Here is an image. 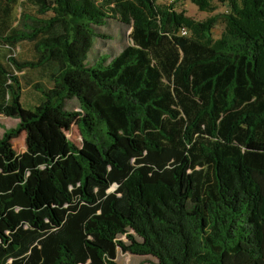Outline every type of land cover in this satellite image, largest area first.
<instances>
[{
	"label": "trees",
	"instance_id": "obj_1",
	"mask_svg": "<svg viewBox=\"0 0 264 264\" xmlns=\"http://www.w3.org/2000/svg\"><path fill=\"white\" fill-rule=\"evenodd\" d=\"M29 1L0 34L32 56L0 61L17 120L0 136V264H264V0ZM186 1L227 10L196 21ZM111 23L128 43L88 64ZM44 67L24 109L18 74Z\"/></svg>",
	"mask_w": 264,
	"mask_h": 264
},
{
	"label": "rangeland",
	"instance_id": "obj_2",
	"mask_svg": "<svg viewBox=\"0 0 264 264\" xmlns=\"http://www.w3.org/2000/svg\"><path fill=\"white\" fill-rule=\"evenodd\" d=\"M159 3L168 4L167 0H160ZM215 7L216 10L212 13L200 12L196 6H194L189 1H186L174 5V10L177 12H183L186 16L196 21H203L210 16L225 13L227 10L226 7L222 5L215 4ZM22 11L33 14L34 11L31 8V3L29 0H19L14 3V5L11 6L6 13L0 14V34H4L9 29L16 26ZM222 30V21L218 20L217 24L211 30L212 38H219ZM102 33L105 38L98 39L93 46L92 52H90L88 55V64H92L96 56L97 59L100 56L107 57L108 61L110 54L116 55L121 51L122 47L128 43L129 30L126 29L124 32H122L118 24L111 23L107 28H103ZM6 57H14L18 61H28L32 59L29 45L22 43L16 48L12 49L10 47L4 46L0 42V61L5 63L10 70L11 66L6 63ZM49 70V67L26 69L22 73L18 74L23 85L20 102L24 109H33L42 101L41 94L33 89V87L40 86L41 88L45 89L50 87V81L48 80ZM12 124L13 123L10 120H7L3 121L1 126L5 125L10 127ZM0 132H2V129H0ZM66 136L75 145L80 146L81 136L75 126H73L71 130L66 133ZM22 138L23 137L20 136L15 139L16 148H18L19 144H21L23 140ZM117 262L118 264H154V259L150 257L146 258L131 256L129 254L118 252Z\"/></svg>",
	"mask_w": 264,
	"mask_h": 264
},
{
	"label": "crops",
	"instance_id": "obj_3",
	"mask_svg": "<svg viewBox=\"0 0 264 264\" xmlns=\"http://www.w3.org/2000/svg\"><path fill=\"white\" fill-rule=\"evenodd\" d=\"M2 64H4L3 62H2ZM11 121L13 124H12V126H1L2 125V122L3 121ZM16 123H17V120L16 119H10V118H6V117H4L3 115H0V129H2V132H0V136L3 134V131L5 130V129H8V128H13V127H15V125H16ZM23 138V140H22V142H21V144H19V146H18V148H16L15 147V140L13 141V146H14V148H15V150L18 152V153H21V152H23L24 151V136H22Z\"/></svg>",
	"mask_w": 264,
	"mask_h": 264
},
{
	"label": "built area",
	"instance_id": "obj_4",
	"mask_svg": "<svg viewBox=\"0 0 264 264\" xmlns=\"http://www.w3.org/2000/svg\"><path fill=\"white\" fill-rule=\"evenodd\" d=\"M168 4H171L174 2V0H167ZM180 34L184 35L186 34V31L184 29L181 30Z\"/></svg>",
	"mask_w": 264,
	"mask_h": 264
}]
</instances>
